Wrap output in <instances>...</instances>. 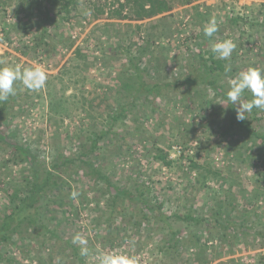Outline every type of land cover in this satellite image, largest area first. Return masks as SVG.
Here are the masks:
<instances>
[{"label": "rangeland", "instance_id": "374dc122", "mask_svg": "<svg viewBox=\"0 0 264 264\" xmlns=\"http://www.w3.org/2000/svg\"><path fill=\"white\" fill-rule=\"evenodd\" d=\"M42 1L4 0L0 5V67H39L47 75L39 90L15 83V94L0 118L8 135L28 144L34 158L43 163L49 162L58 135L63 136L62 151L76 156L77 146L91 131L107 129L104 119L117 102L130 100L120 86L126 67V59L115 53H121L120 41L140 44L139 36L148 37L168 70L165 80L181 87L164 88L148 101L138 98L133 112L108 134L110 140L100 141L96 156L117 185H124L140 163L138 175L145 173L144 181L153 185V201L163 203L164 215L174 217L173 213L193 207L209 222L197 225L176 217L163 222L152 213L139 225L144 216L139 206L122 199L112 205L105 184L77 176L62 189L73 199L72 207L55 204L52 214L44 215L63 239L52 238L53 243L44 232L38 235L24 227L0 245V264H102L107 254L127 256L132 264H264L261 142L244 140L237 120L230 124L228 102L215 90L184 83L205 59L211 55L219 59L212 47L224 39L236 44L219 77L227 91L238 73L250 67L264 69V0H170L171 11L145 20L108 15L125 0H78L67 16L71 20H60L59 28L44 38ZM212 17L218 31L206 37L204 27ZM138 24L143 28L140 33ZM230 126L226 138L223 131ZM159 149L174 160L172 166L154 159ZM13 153V148L0 146V216L11 207L12 191L20 190L30 175L25 162L13 161ZM190 158L220 173H207L205 185L198 170L189 172ZM67 173H73L72 168L61 175ZM221 206L219 224L212 215ZM244 211L249 214L242 220ZM171 229L182 231L171 238ZM71 245L79 248L82 260Z\"/></svg>", "mask_w": 264, "mask_h": 264}, {"label": "trees", "instance_id": "16d2710c", "mask_svg": "<svg viewBox=\"0 0 264 264\" xmlns=\"http://www.w3.org/2000/svg\"><path fill=\"white\" fill-rule=\"evenodd\" d=\"M3 2L4 0H0V5H2ZM42 2L43 7H41V13H43V18L41 25L42 37L44 38L50 31L59 28L60 20H71V18L67 16L70 15L71 5L75 8L78 0H43ZM185 2H191V0H185ZM172 6L170 0H125L120 2L118 7L111 8L108 15L122 20H145L171 11ZM98 11L102 13L100 16L106 14L103 8L98 9ZM136 26L139 33L142 32V25L138 24ZM22 27L26 29L28 26L24 24ZM139 38L143 39L140 44L133 43L123 38L119 43L121 53L120 51H115L118 56L117 58L126 59V69L124 68V72L120 75L119 80L122 90L128 92L130 100L126 103L122 101L117 102V106L113 107L112 111L109 112V116L104 119L107 129L103 131H91L86 137V142H81L80 145L77 146L76 149L79 150L76 156H70L66 154L65 151H62L63 146L59 137L63 136L58 135L57 144L53 142L50 147L49 162H40L34 158L32 149L28 144L18 143L16 138L8 135V131L3 127L0 121V146L5 145L13 148V156L15 158L13 161L17 164L25 162L28 167V172H30V175L26 177L27 180L25 183L19 187L20 190L12 191L10 209L0 216V245L9 242L13 239L14 235L24 227L31 231H36L38 235L44 232V236L46 237L48 235V239L51 242H53L52 238L63 239L62 236L52 228V224H48L45 221L44 215L52 214L55 204L62 205L66 202L68 207H72L73 199L65 197L62 189L71 185L70 178L75 181L74 178L77 176H80L82 180H88L89 183L97 185L105 184L107 193L113 198L111 202L112 205H116L117 199H122L123 201L130 202L132 205L139 206L140 210L144 211L143 219L137 221L139 225L143 220L145 221V219L150 217L152 213L155 214V217L159 218V220L167 222L169 216L163 213V203H154L153 201V185L144 181L146 176L145 173L138 175L139 170H142L140 163L139 168H135L128 173L129 178L124 185H117L112 182L111 176L107 173V168L100 163L96 156L97 151L100 149V141L103 139H106V141L110 140L108 134L115 132L113 129L117 122L133 112V109L137 106L138 98L142 97L145 101H148L151 95L158 96L162 94L164 88L181 87L179 83H171L165 80L166 77L163 73L166 72L167 76L168 70L164 69V66L162 67L160 57L154 54V43L150 41L148 37L139 36ZM76 52L81 54L82 49L78 48ZM163 57H161V60L165 64V59ZM225 63L224 60L215 59L214 56L211 55L209 60L205 59L199 67H197V73L194 76L191 74L185 76L184 83L188 86L192 84L208 85L227 101V90L219 81V77L227 70ZM187 90L189 91L190 88H187ZM124 97H127V93L124 94ZM251 99V93L246 92L244 101L248 102ZM11 100L12 95H10L6 101H0V118L7 112ZM228 104L230 106V124L234 125L237 120L236 108L235 105L229 102ZM246 115L247 119L244 121L237 120L242 130V137L245 141L259 140L261 142L262 151L264 150V110L253 108V110ZM230 130L231 126L223 131V135L226 136V138L229 137ZM66 137L69 139L73 138L70 134H65V138ZM159 150L160 153L155 154L154 159L162 160L166 165L172 166L174 160H168V153H165L163 149ZM260 153L261 152H258L257 154ZM239 155H243V152H240ZM189 164V172H191V168L198 170L199 174L205 178L203 181L205 185H208L206 182L208 178L207 173L216 175L220 173L210 168L208 164L199 163L192 158H190ZM67 168H72L73 173H67L63 177L61 174H63L64 169ZM80 171H82V173H80ZM222 209L223 207L221 206L220 209L212 215V218L219 224L221 223L220 217L223 216ZM195 212V209L190 207L185 213L175 212L171 216L184 221H194L197 225H201V223L204 224L207 221L209 222L207 217ZM198 213L200 212L198 211ZM110 214H112V212ZM247 214H249V211H244L241 219L243 220ZM233 224V221L229 222V225ZM181 231V229H171V238H176ZM263 235H260V237ZM199 238L200 237L197 236V239ZM66 242L70 243L71 240L67 239ZM71 246L74 248V253L77 257L82 260V256L79 255V248L74 245Z\"/></svg>", "mask_w": 264, "mask_h": 264}, {"label": "clouds", "instance_id": "9594fccd", "mask_svg": "<svg viewBox=\"0 0 264 264\" xmlns=\"http://www.w3.org/2000/svg\"><path fill=\"white\" fill-rule=\"evenodd\" d=\"M218 31L215 17L209 19L204 27V35L213 37ZM236 48L232 39H224L214 43L212 52L221 60H228ZM47 80V75L42 68L25 67L20 64L15 66L0 67V101H6L10 95L15 94L14 85L17 81L29 90H39ZM250 92L252 99L244 101V95ZM227 101L235 105L238 121L247 119V113L253 108L264 110V69L250 67L247 71L237 74L230 82L226 93ZM76 193H73V197ZM78 239V238H77ZM102 264H132V260L124 255L107 254L103 257Z\"/></svg>", "mask_w": 264, "mask_h": 264}]
</instances>
